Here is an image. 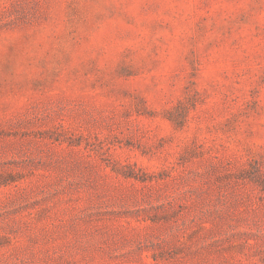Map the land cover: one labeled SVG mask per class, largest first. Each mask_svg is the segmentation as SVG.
Here are the masks:
<instances>
[{
    "label": "rangeland",
    "instance_id": "1",
    "mask_svg": "<svg viewBox=\"0 0 264 264\" xmlns=\"http://www.w3.org/2000/svg\"><path fill=\"white\" fill-rule=\"evenodd\" d=\"M0 264H264V0H0Z\"/></svg>",
    "mask_w": 264,
    "mask_h": 264
}]
</instances>
